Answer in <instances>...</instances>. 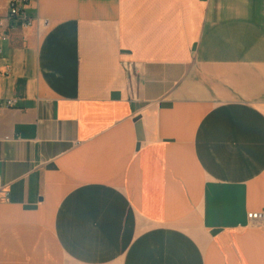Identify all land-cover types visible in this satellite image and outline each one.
Wrapping results in <instances>:
<instances>
[{
  "label": "crops",
  "instance_id": "0c3cea01",
  "mask_svg": "<svg viewBox=\"0 0 264 264\" xmlns=\"http://www.w3.org/2000/svg\"><path fill=\"white\" fill-rule=\"evenodd\" d=\"M21 8L33 24L0 30V264H264V0Z\"/></svg>",
  "mask_w": 264,
  "mask_h": 264
},
{
  "label": "built area",
  "instance_id": "2783aa9c",
  "mask_svg": "<svg viewBox=\"0 0 264 264\" xmlns=\"http://www.w3.org/2000/svg\"><path fill=\"white\" fill-rule=\"evenodd\" d=\"M26 1L27 0H6L7 15L4 18H0V30L9 27L7 23L11 21H19L20 24L25 27L33 24V20L29 19L21 8L22 4ZM35 22L37 28H46L48 26V21L45 19H36ZM5 105L12 106L13 101L9 100L5 102ZM4 140H7V138ZM246 218L251 225L264 226V211L249 212L246 214Z\"/></svg>",
  "mask_w": 264,
  "mask_h": 264
}]
</instances>
